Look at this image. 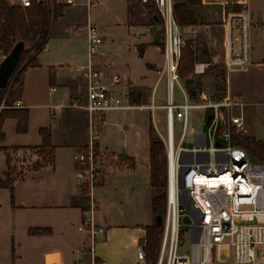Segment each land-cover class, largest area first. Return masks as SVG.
Segmentation results:
<instances>
[{
  "label": "built area",
  "instance_id": "built-area-1",
  "mask_svg": "<svg viewBox=\"0 0 264 264\" xmlns=\"http://www.w3.org/2000/svg\"><path fill=\"white\" fill-rule=\"evenodd\" d=\"M68 7H81L87 14L82 27L86 34L87 63L74 69L86 87L85 105L72 104L85 109L90 118V144L87 149L74 155L78 171L76 180L80 195L85 199V219L79 230L89 236V244L78 250L81 256L93 257L92 264H109L95 259V247L105 239V228L97 223L95 191L103 174L105 160L96 145L100 138L99 126L111 113H123L147 109L151 111L153 123L166 150V195L167 205L161 233V252L158 264H264V163L254 161L241 146L234 144V136L248 133L245 128V102L230 95L216 99L209 92H199L198 101L193 102L188 85L180 76L179 63L188 39L182 34L175 17L173 0H142L145 6L155 9V18L161 21L163 44L161 53L163 66L159 80L167 82L168 103L166 130L158 129L156 111L161 109L153 102L149 106H138L131 102L119 74L107 76L101 59L106 57L104 35L92 22V12L100 0H64ZM24 8L31 0H21ZM225 57L222 63L229 75L246 71L252 64L250 32L254 26L247 10L231 11L224 21ZM210 64H195L192 78L207 74ZM13 78L11 80L12 85ZM10 85V87H11ZM178 86L183 95L182 103H176L174 90ZM157 84L154 88L156 89ZM56 92L55 87L50 89ZM189 97L193 103L189 102ZM22 108L21 101L5 106ZM64 105L55 106L52 116ZM240 109V118L233 122L232 109ZM163 108V107H162ZM210 110L203 120L205 130L196 131L189 126L192 111ZM211 120L207 125L208 117ZM160 122V121H159ZM181 127L179 144H176L175 126ZM188 140V146L182 144ZM122 154L116 159L124 158ZM189 219V224L184 219ZM185 228L188 229L184 230ZM189 234L192 245L191 256L179 255L184 234ZM138 264L146 262L143 245L136 249ZM80 264H83L80 262Z\"/></svg>",
  "mask_w": 264,
  "mask_h": 264
},
{
  "label": "crops",
  "instance_id": "crops-1",
  "mask_svg": "<svg viewBox=\"0 0 264 264\" xmlns=\"http://www.w3.org/2000/svg\"><path fill=\"white\" fill-rule=\"evenodd\" d=\"M17 1L10 0L14 5H21ZM187 1L179 0L177 3ZM200 2V5L194 7L199 23H206L208 27L210 24H218L223 34L222 47L214 50L215 54L222 56L219 61L223 63L225 57L223 24L227 14L237 11V7L241 11L247 10L254 23L253 27H259L257 21L262 19L263 12L256 7L257 0H254V4L251 0H200ZM263 3L262 0V5ZM80 8L67 7L64 17L58 21L68 19V22L74 23L80 14L76 9ZM83 11L85 12L84 9ZM153 43H156L155 38ZM147 44L145 43L146 48H142L143 57L151 47L159 49L156 45ZM41 54L40 67L29 68L26 71L22 92L12 102L14 104L21 101L22 108L29 110V131L26 134L17 133L18 120L7 119L3 127L6 140L0 146L7 147L10 151H14L13 148H20L19 151L39 148L43 144L39 130L51 128L52 143L55 147L54 164L47 163L39 170L30 169L31 171L25 173L21 179H14L15 207L12 206L10 190L0 188V236L6 234L4 242L0 240V264H80V262L92 264V256H81L78 253L80 248L89 244V236L79 230L85 219L87 204L78 189L76 180L78 166L74 160L79 148H82L79 151L85 150L90 144V118L85 109L72 106L74 103L77 104L76 100L81 97L72 84L78 77L74 69L67 72L59 69L54 63H48L42 84L49 85L50 95L59 93L61 88L63 93L55 105L48 106V119L42 118L43 123L37 121L33 112L35 110L30 105L32 99L30 95L33 94L37 75L41 76L37 73L42 71L44 66L40 60ZM101 63L107 76H111L108 71L113 62L105 63L102 58ZM147 65L155 71L161 68L163 63L158 67L148 61ZM51 69L56 75L55 86L50 85ZM262 79L264 80V46L261 47L260 53L253 55L252 64L246 71L228 76V94L244 99L248 107H259L264 110V87L259 88V82L264 86ZM123 86L127 89L126 84ZM53 87L57 89L56 92L50 91ZM251 87L253 89L250 92L248 88ZM252 95L256 101H252ZM82 103L80 106L85 105L86 101ZM59 105H64L63 109L69 106L83 111L77 116L65 119L62 127L67 132L63 131L62 138L52 123V119H57V114L55 118L52 116L53 107ZM135 112L137 111L108 114L104 124L99 126L100 138L97 146L105 165L95 191L96 218L98 225L105 228L106 234L105 239L100 240L95 247V259L106 260L109 264H137L136 249L146 237V227L153 225L156 219L153 211L156 189L151 185L150 165L151 116H148L147 127L143 128L139 124L143 119L140 115L134 114ZM244 118L247 129L250 121L246 113ZM79 120L84 124L82 132L76 130L81 127ZM31 131L37 135L35 142L29 137ZM0 154L5 155L3 158L5 166L0 168L1 179L8 170V161L7 153ZM119 154L125 157L116 159ZM21 183L23 189L18 190L17 187ZM128 212H133V215L131 213L128 215ZM129 217L131 221H128ZM30 229H45L48 233L31 236ZM18 233L21 234L22 241L18 240ZM32 245L34 247L31 248Z\"/></svg>",
  "mask_w": 264,
  "mask_h": 264
},
{
  "label": "rangeland",
  "instance_id": "rangeland-1",
  "mask_svg": "<svg viewBox=\"0 0 264 264\" xmlns=\"http://www.w3.org/2000/svg\"><path fill=\"white\" fill-rule=\"evenodd\" d=\"M58 1L63 2L64 0ZM173 1L176 4L179 0ZM17 2H20L21 4V0H18ZM251 3L254 4V0H251ZM256 7L262 10L263 17L262 19L257 21L259 27H253L250 32L252 44V59L253 55L260 53L261 47L264 46V3L262 5V0H257ZM76 10H78L80 14L74 20V23L72 21L68 22V19H65L63 21H58L54 24L49 36L48 43L46 45L47 47L41 54L40 60L42 63H44V66L42 71H39V73H37L41 74V76L37 75L36 83L34 84L33 94L30 95L32 98L30 105L33 106L32 109L35 110L33 112L37 117V121L39 123L44 122L42 118L48 119V106L55 105L56 102L59 100V97L63 93V88H61L59 93H54V95H50L49 85H45V83L42 84L43 76L47 72L46 68H48V63H54V65H56L59 69L62 68L67 72L87 63L86 34L85 31L82 29V27L86 24L87 14L83 11L82 8ZM72 16L76 17V15ZM153 16L154 18L155 16H157L155 9H152V7L150 8L148 6H145L142 3V0H100L99 7L93 10L92 12V22L100 28L105 38L104 46L102 47V49L106 52L107 55L105 58H103V62L109 64L113 62L111 67H109L110 69L108 72L110 74H119L121 76L122 84L127 85L126 91L133 94V98L137 102L136 105L149 106L152 104L154 97V103L158 106H161V109L155 112L156 119L158 120L157 126L161 132H164L166 130L165 106H167L168 103L167 82L165 78L159 80V70L161 68L156 69L154 71L150 69V65H147L148 61L155 63L158 67L161 63H163V57L161 53V47L163 44L162 24L160 20L156 21ZM151 30H154V32H151ZM181 31L185 38L192 42L193 50H197L201 54L204 51L209 53L211 58L201 56V59L198 62H211L213 66L212 67L210 64L211 67L207 74L200 78H197L194 86L188 87L189 93L191 94L192 98L195 99L193 102L195 103L198 101V98L196 97L199 92L203 91L209 92L211 95H213L214 98L215 96L219 97V95L222 94V91H220L219 87H225V84L221 79V74L223 71L225 72V70L221 61H219L220 58L222 59V56L215 54L214 51L217 47L221 48L223 43V34L218 28V24H210V27H208L206 23H199L197 26L194 27L181 28ZM154 38H156V43H153ZM145 43H148V46H158L159 51L154 47H151L148 50L147 55L143 57L141 55L140 49H142V47L146 48ZM4 59L5 56L0 50V64ZM214 66H217L218 68H215ZM128 78L130 79L129 82ZM226 79L227 97L230 95L228 94L227 73ZM13 82L14 81H12V83ZM72 84L74 89H76L81 96L78 98V100H76L77 104H83L82 102L86 101L85 83L78 76L77 79L72 81ZM156 84L157 87L154 90ZM262 87L264 86L261 82H259V88ZM22 89L23 87L19 85L14 86L13 89L10 88L12 93L9 96V104H12L13 100L19 97L20 93L22 92ZM248 89L251 92V89H253V87ZM174 98L176 103L184 102L182 92L178 86H176L174 90ZM241 100L246 104L244 108V113H246L248 116L250 126L247 128L248 133L239 132L238 134L250 135L256 137L259 140H264V110L259 109V107H248L247 102L242 98ZM252 101H256L253 100V95ZM189 102L193 103L190 97ZM69 104L70 103L68 102V105ZM135 111L137 112H135L134 114L140 115V117H142L143 119V121L139 122L140 126H142L143 128L147 127L148 116H151L150 127L152 124L155 129V136H159L158 131L156 130V127L153 123L151 111L147 109ZM81 112L83 111H81L79 108H73L69 106L65 107L59 112H56L57 119H52V123L54 126L57 127V134H59V137L62 138L63 134L67 132V130H64L62 127V124L64 123L65 119L68 120V118L73 117L74 115L77 116ZM210 113V110L205 109L193 110V119L189 126V131H191V128H194L196 131L205 130L203 120L206 116L210 115ZM231 113L233 122L237 117L240 118L241 112L239 108L234 107ZM38 115L41 118L38 117ZM79 123L81 127L76 128V130L77 132H82V126L84 124H82V120H79ZM181 132V127L177 123L175 126V139L177 145L180 141V137L182 134ZM29 137L33 142H35L37 135L31 131V133H29ZM18 142L21 143L22 140H18ZM188 144V140H186L182 145L187 147ZM81 149L82 148H79V150ZM9 151L5 152L7 153L6 155L10 156L8 170L6 173H10L12 179H21L25 173L31 171L30 169L34 170L36 163H41L45 165L47 163L52 162V157L50 155L49 150L32 149L22 151ZM4 157V154H0V168L5 166V162L3 160ZM5 174L4 177H2L1 179H5ZM17 189L22 190L23 184H19ZM161 191H164V189H161ZM157 192L158 191L156 190V195ZM130 213L133 215V212ZM130 213L128 212V215H130ZM128 221H131L130 217ZM184 230L188 231L187 228H185ZM5 235L6 234H4V236H0L1 242H4L3 240L6 239ZM17 238L18 240L22 241L20 233H18ZM30 247L32 248L34 247V245ZM191 249L192 245L189 240V234L186 233L184 234V237L182 238V241L180 243L179 255L191 256ZM163 264H166V260Z\"/></svg>",
  "mask_w": 264,
  "mask_h": 264
},
{
  "label": "trees",
  "instance_id": "trees-1",
  "mask_svg": "<svg viewBox=\"0 0 264 264\" xmlns=\"http://www.w3.org/2000/svg\"><path fill=\"white\" fill-rule=\"evenodd\" d=\"M200 0H188L186 3H176L174 5L175 17L181 28L194 27L199 24L194 7L200 5ZM68 6L58 0H31V6L24 8L21 5H14L10 0H0V50L4 56H8L12 49L18 44L23 43L25 48L21 54L13 75V83L6 90H0V107L4 100L5 106L10 107L9 96L12 93L10 88L14 86L23 87V81L26 71L29 68L40 67L39 55L44 51L49 40V36L54 24L64 17ZM150 7V6H149ZM151 8V7H150ZM153 9V8H152ZM237 11H241L239 7ZM154 18V16H153ZM155 19V18H154ZM193 44L190 40L187 41V46L182 51V56L179 63L180 76L187 83L188 87L195 85L197 78H192L195 64L200 61V57L211 58L209 53L204 51L202 54L197 50L192 49ZM143 48V47H142ZM143 56V50L140 49ZM211 64V62H208ZM212 66V64H211ZM210 66V67H211ZM213 67V66H212ZM218 68L217 66H214ZM210 70V69H209ZM221 79L227 84L226 73L223 71ZM50 85H56V75L54 70H50ZM220 88L222 94L216 99L226 97L227 87ZM10 90V91H9ZM193 92V90H192ZM131 94V102L136 105L137 102ZM7 119L18 120L17 133L26 134L29 131L30 112L27 108H6L0 109V144L6 140V135L3 132L4 123ZM154 126L150 127V165H151V185L158 192L153 199V211L155 217L163 216L166 213L167 195H166V150L160 138L155 136ZM39 135L42 137L43 144L39 148L49 150L52 157L50 165L54 164L55 147L52 143V129L41 128ZM234 144L243 147L251 156L258 162L264 163V140H259L254 136L238 134L234 136ZM20 148H13L19 150ZM10 149L0 146V152H8ZM96 151L99 149L96 145ZM10 156L7 155L9 164ZM44 165L36 163L34 170L43 168ZM165 172V173H164ZM165 174V176H164ZM14 179L10 173L5 174V179H0V188L9 189L11 192L12 206H16L15 193L13 187ZM164 189V191H161ZM162 226L154 223L146 227V237L142 241V245L146 254V264H157L161 252V233ZM48 230L45 229H30L31 236L45 235Z\"/></svg>",
  "mask_w": 264,
  "mask_h": 264
},
{
  "label": "water",
  "instance_id": "water-1",
  "mask_svg": "<svg viewBox=\"0 0 264 264\" xmlns=\"http://www.w3.org/2000/svg\"><path fill=\"white\" fill-rule=\"evenodd\" d=\"M156 21H158L157 18H155ZM151 32H154V30H151ZM156 42V38H155ZM25 48V45L23 43H18L10 52L8 56L5 57V59L0 64V90H6L11 85L12 77L15 73L17 64L19 62V59L21 57V54ZM211 120V116L208 117L207 125L209 124ZM164 218L163 216H159L155 219V223L158 226L163 225ZM185 224H189V219H184Z\"/></svg>",
  "mask_w": 264,
  "mask_h": 264
},
{
  "label": "bare ground",
  "instance_id": "bare-ground-1",
  "mask_svg": "<svg viewBox=\"0 0 264 264\" xmlns=\"http://www.w3.org/2000/svg\"><path fill=\"white\" fill-rule=\"evenodd\" d=\"M145 110V109H144Z\"/></svg>",
  "mask_w": 264,
  "mask_h": 264
}]
</instances>
